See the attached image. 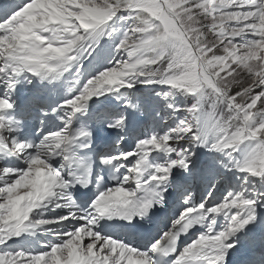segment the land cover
<instances>
[{"label":"snow or ice","instance_id":"snow-or-ice-1","mask_svg":"<svg viewBox=\"0 0 264 264\" xmlns=\"http://www.w3.org/2000/svg\"><path fill=\"white\" fill-rule=\"evenodd\" d=\"M257 244L264 264V0L0 3V264H252Z\"/></svg>","mask_w":264,"mask_h":264},{"label":"bare ground","instance_id":"bare-ground-1","mask_svg":"<svg viewBox=\"0 0 264 264\" xmlns=\"http://www.w3.org/2000/svg\"><path fill=\"white\" fill-rule=\"evenodd\" d=\"M57 100H58V99H57ZM57 100H56V101H57ZM56 101H51V102H56Z\"/></svg>","mask_w":264,"mask_h":264}]
</instances>
